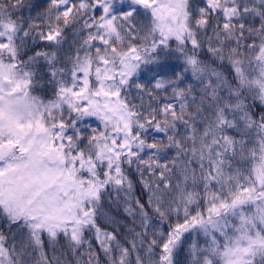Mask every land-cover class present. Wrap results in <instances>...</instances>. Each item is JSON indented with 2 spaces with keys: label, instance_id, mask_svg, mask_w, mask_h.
<instances>
[{
  "label": "snow or ice",
  "instance_id": "snow-or-ice-1",
  "mask_svg": "<svg viewBox=\"0 0 264 264\" xmlns=\"http://www.w3.org/2000/svg\"><path fill=\"white\" fill-rule=\"evenodd\" d=\"M37 7L0 0V264H264V0Z\"/></svg>",
  "mask_w": 264,
  "mask_h": 264
},
{
  "label": "trees",
  "instance_id": "trees-1",
  "mask_svg": "<svg viewBox=\"0 0 264 264\" xmlns=\"http://www.w3.org/2000/svg\"><path fill=\"white\" fill-rule=\"evenodd\" d=\"M30 2L33 4V5H40L41 7H37L35 9V11H42L43 10V6L46 5L47 3V0H30ZM34 14V12H33ZM133 179L136 180L138 179V177L136 176L135 173H133Z\"/></svg>",
  "mask_w": 264,
  "mask_h": 264
}]
</instances>
